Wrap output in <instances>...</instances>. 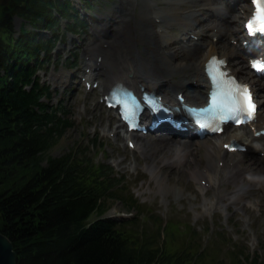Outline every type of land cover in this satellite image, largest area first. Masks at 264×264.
I'll use <instances>...</instances> for the list:
<instances>
[{"label": "trees", "instance_id": "1", "mask_svg": "<svg viewBox=\"0 0 264 264\" xmlns=\"http://www.w3.org/2000/svg\"><path fill=\"white\" fill-rule=\"evenodd\" d=\"M66 4L9 0L0 6V231L13 244L16 264H264L232 250L226 261L214 242L189 244L169 227L163 237L158 228L141 233L99 218L115 196L106 166L72 149L46 155L70 123L45 111L28 62L50 42L37 30L55 22L52 9ZM15 15L30 26L16 36Z\"/></svg>", "mask_w": 264, "mask_h": 264}, {"label": "bare ground", "instance_id": "2", "mask_svg": "<svg viewBox=\"0 0 264 264\" xmlns=\"http://www.w3.org/2000/svg\"><path fill=\"white\" fill-rule=\"evenodd\" d=\"M155 0H141L142 5L140 11L137 12L139 19L134 21L130 27L128 19V11L131 8L127 6L124 8L123 13L124 22L118 24L120 33L118 36H111L107 39L109 47L106 49L108 58L110 61L109 69L106 72L105 78L103 79L104 87L111 82L112 78L127 79L128 83L133 85L139 81H148L152 84L149 86L151 89L158 88L165 95L167 94V88L169 91H174L176 89H183L190 100L199 101L204 96L202 94V89L200 86L194 87L191 85L193 79H196V83L201 79V71L203 69V64L205 60L211 54L219 53L220 56H227L232 59L230 63L235 65L234 72L241 73L246 72V66L242 63V54L237 47L230 44L229 39L239 34V29L232 27V23H236L240 20L239 14L230 15L226 18L225 25H220L217 20L209 17L201 18L198 23L194 26L200 27L193 33L202 36L204 33H209L206 31V27L211 23V27H218V31L210 30V37L213 35H226L227 44L223 46L217 45L216 42L209 40V42L197 44L194 43L189 48H179L171 44L170 38L166 33V28L169 27L170 23L182 22L184 23L186 19L194 14V11H199L197 14L202 15L204 7L211 8L213 2L218 0H164L170 6L165 5L163 8H159L154 2ZM241 1V2H240ZM237 4H240L242 9L248 7L246 0H240ZM219 2H217L218 4ZM182 4L188 5L190 8L183 10ZM204 4V7L199 5ZM132 6H137L136 0L132 1ZM216 5V9H218ZM160 17V21L157 22L155 19ZM164 23V26L161 25ZM162 27L161 31L158 30ZM212 29V28H210ZM218 32V33H217ZM218 39V38H217ZM137 40L141 43H145L146 46L139 48L137 46ZM204 43V44H203ZM148 44V45H147ZM136 47V50L132 51L136 54L135 57L131 55L130 49ZM128 49V53H124V49ZM89 49H96V43L89 44ZM144 49V50H143ZM141 51H144L145 58L141 56ZM136 60V61H135ZM117 66V70L114 69ZM123 68V69H122ZM195 68L190 74V84L186 85V80L183 83L175 82L172 77L178 72L183 70H190ZM189 73V71H188ZM131 74V76H127ZM248 79H250L248 77ZM254 81V86L260 91L261 94V107L260 116L264 118V81L251 78ZM199 84V83H198ZM103 87V88H104ZM106 130V129H103ZM238 136L243 140H247L248 136L244 129H239L234 133H224L219 136L220 141L225 137ZM220 141L212 140L210 142L202 144L201 142H188L182 139H176L172 136H162L159 138L160 149L162 154H155L156 147L152 146L148 141L141 144L138 151L142 153L141 155L150 156V162H146L143 167L149 172L152 178H155L158 190L162 193H167L170 188H173L175 192H181L180 187L174 185H168V173L162 168H178L187 167L190 165L193 167L189 174V177H200L206 178L209 183L212 184L213 194L211 197L207 198L203 196V188L196 186L202 197V206L204 210L210 211L214 208H218L219 205H226L222 203V198L226 197L228 202L227 205H236L237 202L241 200H246L251 202V205L257 206L261 202L262 196L264 197V165L254 166L256 163L255 158H250L249 165H241L239 162H243V158L239 155L234 154L225 155L219 148ZM246 143L252 147V150L264 151V143L260 144L259 141L251 138ZM205 147L204 160L202 164L199 162H192L194 160L195 154L199 151V147ZM257 147V148H256ZM242 155V154H240ZM198 156V155H197ZM225 158H229L226 160ZM189 159L190 161L188 162ZM223 161L222 165L219 162ZM137 161L133 163V166L137 165ZM199 166H203L200 168ZM163 169V170H162ZM218 170H221L218 174ZM176 182H180L183 177H185L182 168L178 169ZM223 183V184H222ZM228 184H233L236 186L235 189H229ZM257 185L261 194H254L252 186Z\"/></svg>", "mask_w": 264, "mask_h": 264}, {"label": "rangeland", "instance_id": "3", "mask_svg": "<svg viewBox=\"0 0 264 264\" xmlns=\"http://www.w3.org/2000/svg\"><path fill=\"white\" fill-rule=\"evenodd\" d=\"M95 4L99 9L101 8L104 13L109 16L113 15L118 9L117 5L113 1L109 0H94ZM139 4L142 5L141 0H138ZM160 2L163 0H159ZM123 2V0H122ZM120 2L121 7H123L124 2ZM132 2L130 3V5ZM107 8V10L105 9ZM137 10L140 11V7L136 8V12H131L129 9V14L131 19H139ZM191 18L189 23H192ZM25 25L22 20L15 18L14 26L15 29H19V25ZM173 34L175 35L174 40H179L178 34L181 32H176V29H180L184 24L173 23ZM87 36V35H85ZM87 37H91L90 35ZM82 38V37H81ZM86 43L87 40H83ZM139 47H142V43L138 40ZM178 43V42H177ZM179 44V43H178ZM69 45L61 44L57 46V56L59 55L60 61L64 60L65 56H69L74 49H69ZM56 60V55L53 57ZM81 58H79L78 63H80ZM61 66H59L60 68ZM80 67V66H77ZM80 74V72H78ZM184 72H178L173 75L174 78L178 79L180 75L185 77ZM48 77V74L45 76ZM72 96L68 97V94H63L61 91L54 94L49 100L50 103L62 98L63 103L67 106L68 110L66 113L61 112V116H69L76 123L67 126L60 136H55L54 142L50 145L48 150L45 152L46 155L59 156L67 152L70 148L76 147L80 149H85L84 153L92 157L95 162H107L111 164V159L117 161L112 170V177L118 178L119 182L125 187L124 190H120V194L127 196L132 193L135 198L138 199V203L141 205L137 208L138 211H142L145 220H140L142 225L154 227V221L149 216L156 214L165 222V220L170 219L171 221L180 223L183 227V223L190 222L196 227L203 228L209 233H212L213 228L221 226L222 229H226L229 236L233 237V242L237 243L239 247L244 249L246 246L247 251L263 253L264 251V202H262L259 210L249 209L248 211L237 210L235 206H229V217L226 218L223 211L217 209L214 212H205L201 207V197L198 194L197 189H195L194 179L189 178L188 174L190 169L184 171L185 177L182 181L176 183L175 179L177 176V171L173 170L174 173L170 175V184H177L184 189V193L180 196L175 194L173 189H170L167 194H162L157 191L156 183L149 178V175L144 173L140 167L131 169L128 166L129 161L134 158L143 164L146 158H142L137 152H132L125 146L124 140L121 137H116L114 140H110L107 136L102 135L101 125L106 124L109 120L110 126L116 124L115 119L111 111L106 110L101 103L97 102L98 95L95 90L91 92H85L80 90H73ZM59 115V114H58ZM209 140V139H206ZM205 141V140H204ZM204 152V149L202 148ZM203 152L200 153L201 159H203ZM158 154L162 153L157 151ZM244 158H249L245 155ZM148 160V159H147ZM262 163L261 160H258ZM170 170V169H168ZM230 188H234L233 185ZM197 194L196 199L193 197ZM227 201L226 199H223ZM149 206H146L145 204ZM108 213L116 214L119 216H129L132 212L136 213L135 209L128 210L127 204L124 198L115 196L114 199H108L107 201ZM131 211V212H130ZM248 222L245 221L248 218ZM216 229L213 231L215 232ZM203 234H206L205 232ZM172 246V245H171ZM264 258V255L262 256Z\"/></svg>", "mask_w": 264, "mask_h": 264}, {"label": "snow or ice", "instance_id": "4", "mask_svg": "<svg viewBox=\"0 0 264 264\" xmlns=\"http://www.w3.org/2000/svg\"><path fill=\"white\" fill-rule=\"evenodd\" d=\"M255 4V11L247 21L249 31L257 30L264 32V0H252ZM253 67L257 70L264 71V61L253 60ZM213 103L221 105L226 109L233 111H246L248 117L251 118L255 112L256 105L252 101V94L248 85H236L233 90L228 93L227 99L217 97L213 93ZM237 122H240L237 120Z\"/></svg>", "mask_w": 264, "mask_h": 264}, {"label": "water", "instance_id": "5", "mask_svg": "<svg viewBox=\"0 0 264 264\" xmlns=\"http://www.w3.org/2000/svg\"><path fill=\"white\" fill-rule=\"evenodd\" d=\"M8 0H0V5L7 4ZM1 218V216H0ZM0 264H16V253L11 240L0 231Z\"/></svg>", "mask_w": 264, "mask_h": 264}]
</instances>
